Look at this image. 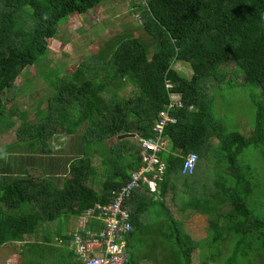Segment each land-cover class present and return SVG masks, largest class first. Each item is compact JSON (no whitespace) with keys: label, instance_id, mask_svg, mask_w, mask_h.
<instances>
[{"label":"trees","instance_id":"1","mask_svg":"<svg viewBox=\"0 0 264 264\" xmlns=\"http://www.w3.org/2000/svg\"><path fill=\"white\" fill-rule=\"evenodd\" d=\"M108 1L112 0H0V135L15 131L16 139L0 152V247L13 245L17 253L25 249L26 254L27 246L40 231L49 229V223L68 216L81 218L97 204H112L143 165L137 142L129 140L153 137L159 112L170 104L171 94H177L184 107L174 110L178 123L165 132L169 146L161 154L166 165L160 183L163 197L172 179L182 176L188 155L197 154L195 174L182 176L184 182L193 181L186 194L188 207L205 216L210 229L220 233L225 226L227 238H239L236 254L248 239L259 240L258 253L264 254V216L251 211L249 178L235 165L241 149L237 140L244 149L264 143V0H131V12L139 17L146 38L130 32L102 43L99 52L85 59L74 76L58 78L62 84L48 96V108H38L36 119L30 120L28 110L22 111L18 104L22 91L18 78L47 58L51 42L71 16L82 17ZM182 64L189 66L192 76L182 75L178 68L184 67ZM233 66L235 73L242 75L241 81L230 69ZM224 83L260 90L253 144L239 133L229 134L225 144L221 139L223 126L212 114L211 98ZM127 86H132L128 99L121 96ZM83 126L82 156L68 161L64 171L49 170L45 165L51 159L41 155L37 168H44L36 178L22 165L14 167L9 158L22 150L51 155L49 143L61 130L75 136ZM128 135L133 138L120 140ZM215 137L219 146L211 143ZM227 144L238 149L231 150L228 157L232 165L226 174L234 176V181H224L216 173L200 191L198 175L210 170L209 160L221 167L225 161L221 149H233ZM99 150L103 152L102 164L107 165H102V185L93 163ZM34 157L29 155L36 163ZM62 174L65 179L59 187L51 175ZM156 204L146 185L126 202L133 226L126 238L129 264H134L130 241L143 231V217ZM170 220L177 228V222ZM62 222L57 231L64 233L56 236L57 243L52 244L55 240L46 235L43 248L64 246L76 239ZM86 227L103 228L96 221ZM49 251L43 250L41 256ZM69 253L77 264H83L74 247Z\"/></svg>","mask_w":264,"mask_h":264},{"label":"rangeland","instance_id":"2","mask_svg":"<svg viewBox=\"0 0 264 264\" xmlns=\"http://www.w3.org/2000/svg\"><path fill=\"white\" fill-rule=\"evenodd\" d=\"M131 0H112L105 2L102 6L93 10L82 17L71 16L68 21L64 22L58 36L51 42L50 52L47 58L41 60L37 68L30 67L27 73L20 76L17 80V85L21 87V95L18 102L22 111L28 110V116L30 120L36 119L35 111L40 107L41 109H47L49 105L48 96L54 95L56 87L62 84L58 78L63 79L65 76H74L77 69L81 66L85 59L96 55L103 47L102 43L115 38L119 35L132 33L135 36L146 38L143 31L140 30V19L137 15L132 14L130 8ZM154 52V48H151V54ZM179 67V71L186 77L192 76V70L188 65L182 64ZM174 68H177L174 66ZM234 73L236 69L230 68ZM30 73V75H28ZM238 81L242 80V75L235 73ZM231 77V76H230ZM231 83H236L232 81ZM56 88V89H55ZM132 86H127L125 90L121 92V96L124 98H130L132 96ZM259 89L254 87H242L233 86L232 84L224 83L216 89V95L211 99L212 114L215 119L221 121L222 130L220 134L224 136L221 138L227 140L229 134L239 133L245 137L246 140L251 141L253 144L256 135L257 128V113L259 112ZM212 96V93L207 92V95ZM180 95H174L173 101L180 99ZM86 126H83L78 130L77 135L68 136L66 132L62 130L50 141L52 154L44 155L38 151L36 154L32 152L19 151L9 155V158L13 161L14 167L22 165L23 169L30 172L33 176H42V168H37L40 162V156L51 159L45 166L49 170L59 171L63 170L68 161L75 159L78 156H82L80 150L85 148L82 145V135L85 133ZM76 134V133H75ZM231 136V135H230ZM219 137V136H218ZM232 140L231 138H229ZM15 131H10L0 135V152L6 150L8 145H12L15 142ZM130 142L136 144V139H130ZM247 141V142H248ZM240 149V153L237 155L236 166L241 168L245 177L251 184L250 197L247 199L249 207L253 213L258 217L264 216V143L262 146L251 145L244 149L243 143L237 140ZM264 142V141H263ZM114 143V141L112 142ZM211 143L219 146V140L215 137L212 138ZM224 143V141H223ZM225 144V143H224ZM228 145V144H227ZM231 148L221 149L222 161L221 167H217L215 161H210L208 165H211L210 170H205L198 175L199 189L208 183L212 176L216 173H220L224 181H234V176H229L226 173L231 168L232 161L228 158L231 155V150L235 149L234 145H228ZM96 156L94 165L99 170L98 181L102 185L104 182L103 155L102 151ZM232 151V153H233ZM34 155L33 158H29V155ZM214 159V158H213ZM48 165V166H47ZM103 165V166H102ZM107 168V167H105ZM52 178L57 182L59 187L63 186L65 175L62 174L59 177ZM213 178V177H212ZM100 188V187H99ZM98 188V189H99ZM185 199L184 197H182ZM185 201V200H184ZM184 201L181 200V196L177 197L173 203L178 205V214H180L183 208ZM189 208V207H188ZM190 212L193 209L189 208ZM163 212V211H162ZM162 214V213H161ZM149 218L146 222L151 225L147 230L137 232L134 239L130 241L131 250L133 255H158L157 259H178L182 262H186L185 251L197 252L193 261L186 264H264V254H259V240L248 239L246 242L240 244V251L235 253L239 246V238L236 236H229L225 226L220 229V233L216 228L207 227L205 234H197L198 236L205 237L195 239L192 242L191 233L188 231L190 227L184 222L177 221V228L180 231L178 234L177 228L171 230L169 221L165 222V217L161 215L156 220L151 219V216H145ZM210 218V217H209ZM208 218V219H209ZM67 225L70 223V231L67 233L76 236L75 229L76 224H80V229L83 226L82 220L73 216H68ZM207 220V219H206ZM63 221V222H62ZM59 222L65 223V218L59 219L56 222L49 223V229H43L40 226V233L37 235V239H34L30 245L25 249H21L18 255H12L10 261L7 260V256H0V264H21L24 259V264H46L40 260L39 248L42 247L44 236L48 235L54 241L57 235H61L64 231H55ZM47 225V224H46ZM45 226V225H44ZM175 230V231H174ZM172 232L174 233L172 238ZM220 236V240L216 241L215 237ZM166 238L171 240V243L166 241ZM36 243L40 244L39 246ZM186 245L190 246L186 248ZM6 251L7 248H4ZM17 249V248H15ZM236 255V256H235ZM153 256V255H151ZM23 258V259H22ZM157 261V260H156ZM182 263V264H183ZM156 264V263H155ZM158 264H172V263H158Z\"/></svg>","mask_w":264,"mask_h":264},{"label":"built area","instance_id":"3","mask_svg":"<svg viewBox=\"0 0 264 264\" xmlns=\"http://www.w3.org/2000/svg\"><path fill=\"white\" fill-rule=\"evenodd\" d=\"M167 88L172 89L171 85ZM171 94L170 104L159 112L158 121L153 128L151 138L136 137L137 145L142 154L143 165L132 174L131 179L122 187L114 202L110 205L97 204L81 218L83 226L76 235L73 247L83 264H129L130 255L127 250V236L133 232L131 214L126 209V202L132 193L142 185L148 186L151 192L157 191L166 170L161 154L167 151L169 141L165 138L166 129L178 123L173 115L176 108H183L181 98L176 102ZM199 156L191 153L185 159L182 175L193 176L197 169ZM96 221L102 225L101 230L87 229L88 223ZM86 228V229H85ZM83 232V233H82Z\"/></svg>","mask_w":264,"mask_h":264},{"label":"crops","instance_id":"4","mask_svg":"<svg viewBox=\"0 0 264 264\" xmlns=\"http://www.w3.org/2000/svg\"><path fill=\"white\" fill-rule=\"evenodd\" d=\"M164 176V175H163ZM183 176V175H182ZM182 176H178V177H174L172 180L173 182L170 185V189L169 192H167V194L165 195V197H163L164 193H162L161 190V185L160 183H162L163 178L161 181H158V185H157V191L156 192H151L154 194V201L157 203L155 206H153L143 217L144 219V228L143 231L147 230L151 225L147 224L148 222H146L147 220H149V218H145V216H151V219L156 220L157 217H160L161 215H163L165 217V222L169 221V226L172 229H174L175 227L173 225L170 224V218H173L176 222H184L186 225H188L190 227V229H188V231H190L191 233V237L192 238V242H194V240L197 238H202L205 237V235L203 236H198L197 234H205L206 229L208 227L207 222H206V217L200 214H196L194 211L190 212L188 206L189 204H187V196L186 194L189 193L188 189L189 186L191 185L190 182H193L192 180L188 179L187 182H184V178H182ZM187 183V184H186ZM169 187V186H168ZM174 191L177 192L174 193ZM179 195V197L181 196V200L184 201V203L182 204V206L186 207L183 208L182 212L180 214H178V205H174L173 201L177 198V196ZM182 197H184L185 199H183ZM163 211V212H162ZM162 213V214H161ZM68 217L65 218V226L67 231H70L71 227L70 224L67 225L68 220H66ZM79 219V218H78ZM81 219V218H80ZM92 223V222H90ZM61 225V222H59L57 224V228L55 229V231H57L59 228V226ZM80 225V224H79ZM78 224L75 225V231H79L80 227ZM52 231V229H50ZM175 231V230H174ZM178 231V230H177ZM178 234L180 235V231H178ZM174 233L172 232V238H173ZM55 242H53L52 244L57 243L56 241V237H55ZM166 241L171 243V240L166 238ZM7 248L8 251H6L4 248ZM53 247V248H52ZM52 247H48L45 246L44 248L41 247L39 248L41 250L40 254L43 252V250H47L49 251V253H45V255L40 256V260L44 261L46 264H77V261L75 260V256H72L69 252L71 250V244H65L64 246H60L59 244L56 245H52ZM190 247L188 245H186V248ZM197 254V252L193 251H185V256H186V262H182V260H178V259H157L158 255L156 254H151V255H133V262L134 264H158V263H176V264H186V263H191V261H193L194 258H191L192 256L195 257V255ZM12 255H18L17 251L15 250V247L12 246H1L0 247V256H7V260L6 261H10ZM190 256V257H189ZM157 260V261H156Z\"/></svg>","mask_w":264,"mask_h":264},{"label":"water","instance_id":"5","mask_svg":"<svg viewBox=\"0 0 264 264\" xmlns=\"http://www.w3.org/2000/svg\"><path fill=\"white\" fill-rule=\"evenodd\" d=\"M126 138H133V136L132 135L123 136V137H120V140H123V139H126Z\"/></svg>","mask_w":264,"mask_h":264},{"label":"clouds","instance_id":"6","mask_svg":"<svg viewBox=\"0 0 264 264\" xmlns=\"http://www.w3.org/2000/svg\"><path fill=\"white\" fill-rule=\"evenodd\" d=\"M184 176V175H183ZM82 218V217H81ZM82 229V228H81ZM81 229L79 230V231H76L75 233H79V232H81ZM73 243V242H72ZM71 243V249L73 248V244ZM130 259H131V257H130Z\"/></svg>","mask_w":264,"mask_h":264}]
</instances>
